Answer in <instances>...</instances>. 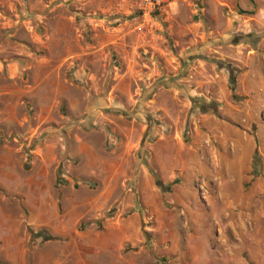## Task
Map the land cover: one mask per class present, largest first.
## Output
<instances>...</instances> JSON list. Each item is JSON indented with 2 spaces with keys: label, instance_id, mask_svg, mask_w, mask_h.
<instances>
[{
  "label": "rangeland",
  "instance_id": "374dc122",
  "mask_svg": "<svg viewBox=\"0 0 264 264\" xmlns=\"http://www.w3.org/2000/svg\"><path fill=\"white\" fill-rule=\"evenodd\" d=\"M195 10V0L150 15L133 0H0V264H32L34 252L51 264L77 248L88 256V239L110 238L118 221L137 224L140 239L128 233L120 255L154 264V189L180 196L179 181L154 175V143L188 144L202 114L255 137L263 211L264 85L243 92L238 78L249 70L221 58L231 43L258 39L232 35L224 45V23ZM199 48L209 83L197 91L186 55ZM223 90L231 95L220 104Z\"/></svg>",
  "mask_w": 264,
  "mask_h": 264
},
{
  "label": "crops",
  "instance_id": "0c3cea01",
  "mask_svg": "<svg viewBox=\"0 0 264 264\" xmlns=\"http://www.w3.org/2000/svg\"><path fill=\"white\" fill-rule=\"evenodd\" d=\"M195 2L198 10L194 15L198 19L224 23L222 33L227 38L224 45L232 35L258 39L255 46L249 40L231 43V55L222 54L221 58L249 70L238 78L237 84L241 85L243 92L264 85V78L258 72L262 65L264 73V0ZM204 53V48H199L186 55L193 65L191 71H195H190L188 80L196 90L209 83L203 75L205 63L200 60V54ZM230 95L228 91H220L218 102H226ZM155 106L154 100V111ZM249 114L248 111L246 115ZM186 131L190 139L188 144L164 138L154 143V175L160 176L164 182L179 181L175 193L180 195L176 197L154 189V212L151 214L154 218V241L151 243L154 264H264V208L263 211L255 209L256 190L261 180L255 177L252 169L255 137L248 130L210 114L192 119ZM209 135H212L214 145L207 149L202 138ZM142 176L147 177L145 171ZM205 181L212 186L208 193L204 191L199 197L194 193V187L203 190ZM179 185L188 190L186 195L180 193L182 187ZM245 186H248L246 191ZM160 193L161 197L167 198L166 205ZM105 197L109 195L104 193L103 200L94 202V212L103 210ZM110 230V238L96 235L88 239V256L77 248L70 256L64 252L61 259L49 262L68 264L67 259H70V264H132L120 255V251L124 244L133 242L128 240V233L140 242L137 224L118 221ZM32 257V264L48 263L37 252Z\"/></svg>",
  "mask_w": 264,
  "mask_h": 264
},
{
  "label": "built area",
  "instance_id": "2783aa9c",
  "mask_svg": "<svg viewBox=\"0 0 264 264\" xmlns=\"http://www.w3.org/2000/svg\"><path fill=\"white\" fill-rule=\"evenodd\" d=\"M137 9L143 15H150L153 11L158 10L169 4V0H133ZM207 147L211 146L209 141L205 142Z\"/></svg>",
  "mask_w": 264,
  "mask_h": 264
},
{
  "label": "trees",
  "instance_id": "16d2710c",
  "mask_svg": "<svg viewBox=\"0 0 264 264\" xmlns=\"http://www.w3.org/2000/svg\"><path fill=\"white\" fill-rule=\"evenodd\" d=\"M231 85H234V81L233 80L231 81ZM232 99L236 100V97L234 95H232ZM254 165H256V163Z\"/></svg>",
  "mask_w": 264,
  "mask_h": 264
}]
</instances>
